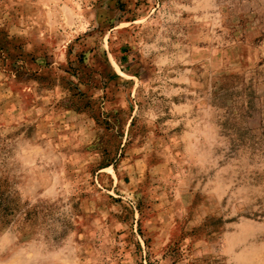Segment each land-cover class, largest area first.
Instances as JSON below:
<instances>
[{"label": "rangeland", "instance_id": "1", "mask_svg": "<svg viewBox=\"0 0 264 264\" xmlns=\"http://www.w3.org/2000/svg\"><path fill=\"white\" fill-rule=\"evenodd\" d=\"M0 264H264V0H0Z\"/></svg>", "mask_w": 264, "mask_h": 264}]
</instances>
